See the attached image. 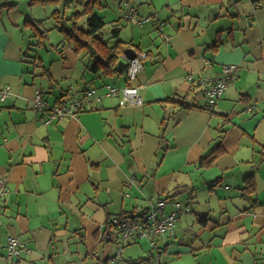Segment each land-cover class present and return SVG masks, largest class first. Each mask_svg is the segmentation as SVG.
<instances>
[{"label":"crops","instance_id":"0c3cea01","mask_svg":"<svg viewBox=\"0 0 264 264\" xmlns=\"http://www.w3.org/2000/svg\"><path fill=\"white\" fill-rule=\"evenodd\" d=\"M12 2L0 9V91L12 89L0 95V176L10 184L0 212V264H117L99 252L116 232H106L109 217L141 214L170 196L167 212L172 201L183 210L174 234L160 238L163 264H264L263 0H119L129 29L120 21L113 28L127 48L148 54L136 82L144 104L103 97L50 125L34 106L36 91L58 105L90 87L124 86L125 70L104 77L103 69L94 71L93 53L81 51L80 60L70 47L47 75L30 70L38 66L26 22L44 18L22 0L0 5ZM128 7L152 21L140 26ZM225 65L238 66L234 85L211 104L190 76L218 78ZM247 73L257 77L256 94L246 89ZM207 106L212 110L199 108ZM223 129L222 151L199 167ZM249 174L252 194L243 189ZM10 235L32 254L6 260Z\"/></svg>","mask_w":264,"mask_h":264},{"label":"built area","instance_id":"2783aa9c","mask_svg":"<svg viewBox=\"0 0 264 264\" xmlns=\"http://www.w3.org/2000/svg\"><path fill=\"white\" fill-rule=\"evenodd\" d=\"M127 17L135 19L140 26L152 21L151 17H138L137 10L128 7ZM159 33L163 34V26L158 23ZM148 57L147 53H139L134 59H126L127 67L125 69L126 84L122 87L112 83L104 84L101 88L90 87L72 96L68 101L52 105L46 101L40 91H36L33 102L35 108L40 112H45L44 124L50 125L64 118L76 116L79 112L94 106L95 101H101L103 97H118L120 106L139 107L144 104L140 94V85L136 84L140 72L144 69V60ZM237 65H225L223 74L218 78H213L210 74H204L197 78L190 76V79L196 81L203 87V94L209 99L211 104L223 97L230 83L236 75ZM104 90L99 94V90ZM12 93L10 87H4L0 91L1 98L4 100ZM10 193V184L8 177L0 176V212L3 211L4 201ZM168 202L155 201L151 203L146 212L143 221H131L123 219H114L112 225L120 235V241L124 247L129 243L147 241L150 246H156L158 238L167 233H173L176 229L178 213L183 210L179 202L173 203L174 210L167 212ZM124 247H121L115 255V260L122 257ZM32 249L29 245L21 241L18 237L10 235L7 239L6 253L4 258L8 261H15L23 255H31ZM156 264H163L162 258L158 256Z\"/></svg>","mask_w":264,"mask_h":264},{"label":"trees","instance_id":"16d2710c","mask_svg":"<svg viewBox=\"0 0 264 264\" xmlns=\"http://www.w3.org/2000/svg\"><path fill=\"white\" fill-rule=\"evenodd\" d=\"M260 1V0H258ZM98 0H32L31 5H47L52 4L56 5V9L52 13L51 17L48 19H52L55 22L54 28L58 29L59 32L63 35V41L60 42L55 49L58 51L59 55H61L62 59H65L64 49L66 47H70L75 53L81 55V51H90L93 55L94 63V71L99 72L100 69H103V76H111L117 73L118 64L122 57H124V51L127 49L125 43H123L120 39L121 29L112 28L110 32L109 40L106 39L108 33L104 34L103 29L106 25L105 21L102 17L98 16L95 12V6ZM16 6L14 2L6 3L0 5L1 8H12ZM72 6H80L83 8V11H75L70 15ZM70 11V12H69ZM86 16V21L84 24H79L78 19L82 16ZM45 20H27V25L30 24L33 26L31 39L36 38L41 40L40 43L34 44L36 47L45 46L44 40L47 38V33L50 30L44 28ZM53 29V28H52ZM113 40V43H112ZM33 43V42H32ZM112 43V44H111ZM92 47V48H89ZM91 49V50H89ZM38 67L44 68L43 65H38ZM49 73V69H45L43 75H47ZM42 75V74H41ZM233 81V80H232ZM40 91V90H39ZM42 93V91H40ZM43 94V93H42ZM44 97V94H43ZM62 98V96H61ZM45 99V97H44ZM46 100V99H45ZM47 101V100H46ZM180 102V101H177ZM181 105L189 108L191 105L186 102L181 101ZM206 110H212V107H199ZM225 129L221 130L218 138V143L216 149H214L210 154L202 157L198 163L199 167H207L209 166L217 157L218 150L222 151L223 147V138ZM254 174H249L244 179V191L246 193L252 194L254 192ZM177 194V193H176ZM173 197V196H170ZM170 197H159L157 201L169 202L168 199ZM171 203V202H170ZM175 203L172 201V204ZM149 209V208H148ZM147 212V211H146ZM146 212H142L141 214H127L121 213L116 215L113 219L109 217L107 221L106 232L109 229H114L112 225L114 219H123V220H131V221H143L145 219ZM177 223V222H176ZM175 232V231H174ZM173 233H167L158 238L156 246H150V259H154V264H156L155 260L158 256L162 258V250L160 246V238H165L169 235H173ZM110 235H112L110 231ZM162 251V252H161ZM164 253V252H163Z\"/></svg>","mask_w":264,"mask_h":264},{"label":"rangeland","instance_id":"374dc122","mask_svg":"<svg viewBox=\"0 0 264 264\" xmlns=\"http://www.w3.org/2000/svg\"><path fill=\"white\" fill-rule=\"evenodd\" d=\"M29 1L28 5L26 4V2ZM32 0H22V5L25 7V10H28L31 14L32 11H34L35 13L38 12L37 18L39 16V18H44V28L48 31L47 33V38L44 40L45 42V46H41V47H34L33 51L30 52V55H32L33 58H35V62L38 65H43L44 68L41 67H36V65H29L30 70L32 69H37V72L39 74H43L45 69H48L50 67L51 64H53L54 60L59 57V53L58 51L55 49V46H57L58 44H60V42L63 41V35L59 32L58 29L54 28L55 26V22L52 19H48L51 17L52 13L54 12L56 5H52V4H47V5H37L35 8L32 7L31 2ZM264 5V0L263 3ZM83 11V8H80V6H72L71 7V12L70 15L72 13H74L75 11ZM51 11L50 14L48 15V18L45 17L46 11ZM94 12L98 15V16H103V20L105 21L106 25L103 29L104 34L108 33L111 31V29L113 28V25L115 24V22H119L125 26V28L123 29V31L125 29H127L129 27V25L121 20V16L123 15V11L122 9L119 7V0H98ZM44 16V17H42ZM86 21V16L82 15L79 19H78V23L79 24H84ZM53 28V29H52ZM129 29V28H128ZM29 34H30V29H29ZM33 33H31L32 35ZM158 39V37H157ZM41 40H38L36 38L32 39L33 44L36 43H40ZM84 53V52H83ZM78 56V58L81 60L82 59V54ZM30 60H32L30 58ZM33 61V60H32ZM248 77L251 79L247 80V86L246 89H248L252 94H256L257 92H259L257 89V85H256V81H257V77L252 74V73H247ZM236 77V76H235ZM234 84H232V82L230 83L229 87L232 86ZM247 97V96H246ZM114 233V237L112 242L108 243L107 247H101L100 248V255L107 257L109 254L113 256H111L112 258L115 257V255L117 254V251L121 248L124 247L123 244L121 243V239H120V235L119 233H117V231L113 232ZM149 251H150V246L147 243V241L143 240L141 241V243L138 244H133L130 246H126L124 247V253L122 257H118V263L117 264H131L130 260L136 261L139 260L141 258H148L149 257ZM113 262H111L110 264H112ZM114 264V263H113Z\"/></svg>","mask_w":264,"mask_h":264},{"label":"water","instance_id":"95a60500","mask_svg":"<svg viewBox=\"0 0 264 264\" xmlns=\"http://www.w3.org/2000/svg\"><path fill=\"white\" fill-rule=\"evenodd\" d=\"M93 53H94V51H93ZM124 55H125V58L126 59H134V58L137 57L136 51L134 49H132V48H127L124 51ZM126 67H127V63L124 60H122V61L119 62L118 69L120 71H124L126 69Z\"/></svg>","mask_w":264,"mask_h":264}]
</instances>
